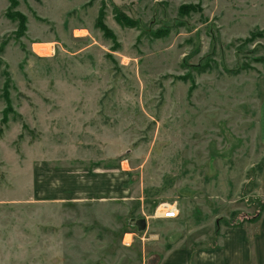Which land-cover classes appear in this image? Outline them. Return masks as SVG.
<instances>
[{
    "label": "rangeland",
    "instance_id": "rangeland-1",
    "mask_svg": "<svg viewBox=\"0 0 264 264\" xmlns=\"http://www.w3.org/2000/svg\"><path fill=\"white\" fill-rule=\"evenodd\" d=\"M10 1L0 264H158L256 216L264 0Z\"/></svg>",
    "mask_w": 264,
    "mask_h": 264
},
{
    "label": "crops",
    "instance_id": "crops-1",
    "mask_svg": "<svg viewBox=\"0 0 264 264\" xmlns=\"http://www.w3.org/2000/svg\"><path fill=\"white\" fill-rule=\"evenodd\" d=\"M256 134L264 146V94L258 107ZM261 210L248 221L222 226L211 244L192 250L181 243L161 254L158 264H264V172L258 181ZM256 209V208H255ZM198 246V245H197Z\"/></svg>",
    "mask_w": 264,
    "mask_h": 264
},
{
    "label": "built area",
    "instance_id": "built-area-1",
    "mask_svg": "<svg viewBox=\"0 0 264 264\" xmlns=\"http://www.w3.org/2000/svg\"><path fill=\"white\" fill-rule=\"evenodd\" d=\"M156 216L161 219H175L178 216V209L176 203L160 205L156 211Z\"/></svg>",
    "mask_w": 264,
    "mask_h": 264
},
{
    "label": "trees",
    "instance_id": "trees-1",
    "mask_svg": "<svg viewBox=\"0 0 264 264\" xmlns=\"http://www.w3.org/2000/svg\"><path fill=\"white\" fill-rule=\"evenodd\" d=\"M9 3H10V6L11 7H13L14 5L13 4H11V1L9 0ZM14 17L15 18H18V21H19V24H20V26L23 28V29H25V25H26V19H24L22 16H20V15H14Z\"/></svg>",
    "mask_w": 264,
    "mask_h": 264
},
{
    "label": "water",
    "instance_id": "water-1",
    "mask_svg": "<svg viewBox=\"0 0 264 264\" xmlns=\"http://www.w3.org/2000/svg\"><path fill=\"white\" fill-rule=\"evenodd\" d=\"M136 226L138 227L139 230H142L145 227V223L143 220H139L136 222Z\"/></svg>",
    "mask_w": 264,
    "mask_h": 264
},
{
    "label": "bare ground",
    "instance_id": "bare-ground-1",
    "mask_svg": "<svg viewBox=\"0 0 264 264\" xmlns=\"http://www.w3.org/2000/svg\"><path fill=\"white\" fill-rule=\"evenodd\" d=\"M38 47V46H37Z\"/></svg>",
    "mask_w": 264,
    "mask_h": 264
}]
</instances>
